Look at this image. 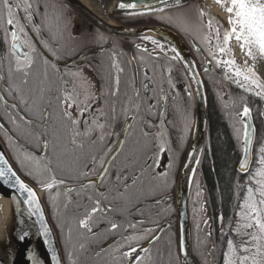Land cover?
<instances>
[{
	"label": "flooded vegetation",
	"instance_id": "1",
	"mask_svg": "<svg viewBox=\"0 0 264 264\" xmlns=\"http://www.w3.org/2000/svg\"><path fill=\"white\" fill-rule=\"evenodd\" d=\"M203 7L200 0H191L182 7L166 8L163 14L112 17L125 27L158 26L171 30L182 40L195 62L206 91L207 120L199 163L195 167L186 198L187 213L191 232L195 201L201 199V203L205 205L207 233L213 237L216 232L224 235L225 213L222 194L218 197L221 201L217 213L206 200L211 199L205 174L208 154L212 150L210 119L212 111L218 113L220 107L225 109L233 105L234 113H238L239 100L238 87L233 81L224 79L225 76L217 70L215 61L209 55L210 49L215 45V37H211L213 41L211 47H208L209 40L205 39L211 35L204 26L209 19L221 25L222 21ZM201 10L205 12L203 24L199 16ZM32 11L34 15L31 23L24 19L27 15L25 11L16 12L17 19L25 29L24 32L17 30L22 47L20 54L16 51V55H12L11 35L10 33L5 35L4 32V28L8 26L6 23L0 24V59L9 58L13 61L12 75H15L16 80L20 79L16 75L22 74L15 71L16 58L20 57L23 60L24 54L30 51L24 43L25 40L30 39L36 46V51L30 53L35 63L27 77L28 83H23L25 77L21 79L24 87L20 88L19 85L13 84L8 91L0 72L1 94L9 103L16 105L18 112L32 123H24L13 108L0 101V119L3 121L4 114L13 121L10 129L5 125L8 132L0 127V135L9 138L14 150H22L25 154L41 159V180L51 174L58 181H65L63 185L54 186L52 190L44 189L42 183L39 186L42 188L41 198L55 231L63 263L130 264L132 256L124 257L122 254L129 251L130 247L145 244L162 229L159 238L147 247L149 251L139 254L144 257L143 264H157L156 259L159 257L163 260L161 264H175L169 259L167 252L174 247L177 250L176 188L191 144L195 119L193 85L187 66L180 58L172 59L174 53L164 42L161 41L166 51L159 53L157 58V53L153 51L154 46L150 41L142 39L144 35L116 37L59 0H34ZM166 17H172L173 23L167 22ZM181 21L187 32L177 26ZM33 24L41 29L42 38L37 37ZM223 29L222 27L221 30ZM53 34L57 35L55 41L52 39ZM98 35H102L104 39L97 41ZM44 40L52 44L59 55L70 58L57 61L48 53L41 55ZM45 56L50 60L49 65L44 64ZM73 60L76 62L73 63ZM113 61L116 64L115 68L112 67ZM53 62L57 64L60 73L69 69L82 72L81 78L64 77L73 81L81 100L84 99L83 93L88 88L86 82H90V92L100 97L95 107L102 108L107 115H99L93 109H89L80 117L82 121H92L94 118L99 123L107 121L110 127L104 130L105 134L113 130L122 132L127 128L122 109L125 107L130 109L127 115L135 116V119L131 121V127L119 137L123 140L122 147L106 155L109 148L115 147L117 137L106 136L101 142L99 129L85 136L83 123L78 126L81 135L77 138V144H72L73 126L62 119L61 108L56 99L64 94L63 81L51 68ZM46 69L48 81L44 78ZM34 76L38 77L34 80H39L36 87L33 81L30 83ZM117 79L119 91L116 96H112L111 92L116 89ZM145 84L148 85L147 89ZM41 88L45 89L42 100ZM101 91L104 93L103 96ZM162 95L166 96L163 102L160 99ZM22 99L27 101L28 106H33L32 111L21 103ZM149 102L155 107L150 109ZM35 104H39L40 109L47 110L46 124L36 118ZM113 105L117 116L115 121L112 120ZM72 111L74 118L79 116L75 109ZM51 115L53 121L50 122V127H47ZM233 119L237 120L236 116ZM24 126L36 135L43 134L38 149L21 144L18 140L19 135L28 131ZM47 133L50 137L56 135L59 141L54 146H49L48 143L44 154L39 156L44 141L48 139ZM161 134L163 140L167 141L163 153L158 151V145L162 142ZM93 137H96V143L92 142ZM81 144L82 147L79 146ZM102 158L108 160L105 165L108 174L103 180L99 177L102 171L99 161ZM240 159L241 156L236 159L234 165L236 173H240L238 171ZM146 161L148 167H145ZM14 166L27 179L22 171ZM45 167L50 168L51 173L45 171ZM85 172L86 175L83 174ZM117 173H123L128 177L127 189L123 180H117ZM163 173L166 175H160ZM232 183L235 197L238 187L234 180ZM97 200L106 211L93 215L90 224L92 232H88L79 227V220L91 211ZM158 200L159 204L156 203ZM139 221L143 223H138ZM112 223H116L118 228L110 231ZM149 228L155 229L154 234L144 233V229ZM128 237L138 239L129 240Z\"/></svg>",
	"mask_w": 264,
	"mask_h": 264
},
{
	"label": "snow or ice",
	"instance_id": "2",
	"mask_svg": "<svg viewBox=\"0 0 264 264\" xmlns=\"http://www.w3.org/2000/svg\"><path fill=\"white\" fill-rule=\"evenodd\" d=\"M216 3L220 5L223 11L226 13L227 19V28H224L223 31L222 25L219 22L214 23L210 18L208 23L204 25L210 32V36L205 37L211 42V37H215V45L209 51V55L215 61L217 66L223 64L227 67L228 71L231 72L234 69V82L237 83L240 88L244 92H248L249 94H254L256 96H260L264 98V82H261L257 78V74L253 67H249L247 64L248 58H251L253 61L256 60H264V0H216ZM34 0H17V2H13V0H0V24H5L8 26L4 28L5 35L10 33L11 35V50L12 55H16V50L19 47V38L17 34V30L19 32H24V27L20 24V21L17 19L16 12L18 10H23L27 13L24 17L25 20L32 22V17L34 15L33 9ZM159 5H163L164 7H160ZM175 5L177 7H182L181 0H175ZM38 7V5H37ZM169 7V0H156V3L153 4L150 0H146L145 3L140 4L136 2V0H121L118 4V8L121 10H132L130 15H149L155 13L163 14L165 8ZM143 11H139L140 9ZM47 16V13H45ZM205 15L204 11L199 12V16L201 18V24H203V17ZM59 19V17H57ZM167 22L173 23L172 17H166ZM179 20V18H178ZM177 26L181 27L182 31L187 32V29L182 26V21L178 22ZM34 30L37 32V37L42 38L40 36L41 29L36 27L33 24ZM60 29L58 28V32ZM149 31H155V29H149ZM52 39L57 40V35L53 34ZM97 41H102L104 37L102 35H98L96 37ZM144 40L150 41V43L154 46L153 51L157 53V58L159 53L165 52V46L160 40L152 39L151 37L144 36L142 37ZM235 42V45L238 46L239 50L243 53L245 57V61L243 66H238L234 59H218V56H227L230 55V49L233 46L232 42ZM29 52L24 54L23 60L20 57L16 58V68L15 71L18 73H22L25 77L23 80L24 84L28 83L27 77L30 74L31 68L35 63L33 56L30 53H34L36 51V46L32 43V41L25 40L24 42ZM139 47V46H138ZM174 55L172 57L173 60L178 59L180 53L177 51L175 47L170 49ZM147 51V49H145ZM45 53L50 54V56L54 60L66 59L70 57H62L58 54V51L52 44H50L47 40L43 41V48L41 50V55ZM75 54V53H73ZM80 59H87V57H79ZM76 61L73 60V63ZM50 60L48 56H45L44 64L49 65ZM67 67V65H66ZM79 67V66H77ZM112 67L115 68L116 64L113 61ZM193 65H189V68H192ZM51 68L54 72L59 75L63 81V95L56 97L58 101V106L61 108V117L64 120H67L73 126V138L72 144H77V138L81 135V132L78 130V126L81 123L84 124V132L83 135L89 136L92 132H95L97 129L100 130L101 134L99 135V140L103 142L106 138L116 136L117 139L115 141V147L109 148L108 153L106 155H110L115 152L117 149L122 147L123 140L119 139L121 135H123L127 128L131 127V121L135 119V116L129 117L127 115L128 109L127 107L122 109V115L124 116L125 124L127 128H125L122 132H117L115 130L109 131L106 134L104 130L110 125L107 123H99L95 118L92 121L81 120L80 117H83L85 112L89 109H93L96 114L106 116L107 114L103 112L102 108H96L95 105L99 103L100 97L94 96L90 92V82H86L88 84V88L84 91L83 96L84 99H80V93L76 91L74 83L72 80L64 79V77L71 78H81L82 72L72 71L69 69L67 72L60 73L59 68L56 63H51ZM207 71V69H205ZM193 78H195V73L192 74ZM45 81H48V72L47 69L44 73ZM225 79H229L226 75ZM171 83V82H170ZM119 80H116V89L111 92L112 96H116L118 94L119 88ZM148 85L145 84V88L147 89ZM258 89V90H257ZM41 100L43 99V93L45 91L44 88H41ZM163 91V90H161ZM104 93L101 91V96ZM191 96V93H189ZM3 99V97H0ZM161 102L166 100V96H161ZM51 101H49L50 103ZM21 103L27 105L26 100H21ZM16 107V105H13ZM29 111H32L33 106H28ZM36 111V118L41 121H46L48 117V112L46 109H40L39 104L34 105ZM155 107L151 102H149V108ZM139 105H137V110ZM72 109H75L79 116L74 118ZM113 116L112 120H117V116L115 115V105L112 108ZM251 114V109L245 104L242 111L236 114V118L239 124L242 126L243 130V151L245 153V158L241 159L238 171L239 172H247L248 163L246 159V155L249 151V145L252 143L251 140V131L249 118ZM264 114V113H262ZM23 120V117H20ZM29 124L32 121H28ZM89 124L91 127H89ZM155 127L156 125H152ZM237 133V139H239V134L241 132V127H236L235 129ZM43 135V134H41ZM161 143L158 145V151L163 153L165 151V147L167 141L163 140V134L160 136ZM183 140L184 137L182 136ZM92 142L96 143V137L92 138ZM44 148L48 147L47 140L43 143ZM82 147L83 145H79ZM191 158V157H190ZM151 159V158H150ZM93 162H95V157H93ZM0 163L4 166H0V179L4 181V183H11L14 188H17L18 191L25 195L24 204L27 205L29 215H35L40 224L41 235L45 237V243H47V237L51 235L50 229L44 221V217L40 208V205L37 200V194L33 190V188L26 185L17 175L16 173L7 166V161L4 160V157L0 155ZM102 171L99 173V177L101 180L104 179L108 174V168L105 165L108 163L107 159H101L99 161ZM158 166V161L156 162ZM199 163V161H197ZM260 167L257 169L255 173H252L249 177V181L246 182L248 184L247 193L244 197L243 203L240 204L241 212L237 215L244 221L242 227L245 229L244 232H240L237 230L236 234L238 236H247L248 239L243 240L240 247L237 249L232 240L228 241V251L225 253V264H264V146L260 148V159L258 161ZM147 161L145 162V167H148ZM88 167V166H86ZM171 167V165H169ZM188 167V165H185ZM45 171L51 173V169L45 167ZM195 171V170H193ZM86 175L87 173H83ZM166 175V173L160 174ZM117 180H123L124 187L127 189L129 184L127 183L128 177L123 173L116 174ZM252 182L255 183L256 187H252ZM42 186L46 190H52L54 186L63 185L65 183L64 180H57L51 174L41 181ZM132 183H135V179L132 180ZM71 191V189H69ZM157 204L160 201H156ZM109 211L111 209H108ZM106 210L101 207L100 201L97 200L95 202V206L91 208V211L88 212L84 218L79 220V227L82 229H86L88 232H92V228L90 226L92 217L97 212H105ZM138 223H143V221H139ZM207 223V222H205ZM118 225L116 223L111 224V230H116ZM155 229H144V233H153ZM28 236L27 232H24L19 239L24 240L25 237ZM144 237H140L142 239ZM129 240L138 239L136 237H128ZM180 252L186 254L185 243L182 240L180 244ZM149 251L148 248L144 247H130L129 251L124 252L122 255L124 257H131L133 253H136L134 259L130 261V264H143L144 257H142L139 253L144 252L147 253ZM54 252V250H53ZM29 259L32 261V264H40V261L37 259L35 255L29 256ZM52 264H59L58 257L53 254L52 256Z\"/></svg>",
	"mask_w": 264,
	"mask_h": 264
},
{
	"label": "water",
	"instance_id": "3",
	"mask_svg": "<svg viewBox=\"0 0 264 264\" xmlns=\"http://www.w3.org/2000/svg\"><path fill=\"white\" fill-rule=\"evenodd\" d=\"M68 7L74 9L79 14L83 15L91 22L95 23L97 26L105 30L106 32L116 36V37H131L137 35L151 36V34H158L160 38H156L165 44H167L170 49L175 47L180 53V60L183 64L187 66V70L192 77L193 85V94L195 100V119L193 125L192 139L191 144L187 153V157L182 165L179 179L176 188V219H177V252L181 264H198L191 252V240H190V228H189V219L187 213V195L192 180L197 161L199 160L200 153L202 150V144L204 139V133L206 129V120H207V97L205 87L202 81V78L198 72V69L195 65V62L186 48L182 40L171 30L158 27H125L117 23L112 16H136L130 15L129 13L132 10H121L118 8V4L121 0H112L111 10L107 15L106 19L98 16L94 11H92L88 6H86L81 0H59ZM191 0H181V4L184 5ZM136 2L143 4L146 0H136ZM153 4L156 3V0H150ZM202 2V1H201ZM204 5V3L202 2ZM164 7L163 5H159ZM175 0H169V7H175ZM205 6V5H204ZM166 9V8H165ZM209 9V8H208ZM210 10V9H209ZM139 11H143L141 8ZM149 29H155V31H149ZM12 44V42H11ZM22 47L20 46L16 50L20 54ZM189 65H193L192 68H189ZM193 73H195V78H193ZM262 82H264L262 80ZM0 101L3 104H6L13 108L19 117H23V122L28 123L23 115H21L17 107H13L14 104L9 103L0 92ZM264 113V105L262 106L261 114ZM264 115V114H262ZM47 120V119H46ZM46 124V121H44ZM250 131H251V140L252 143L248 146L249 151L246 155L248 169L251 166L252 162V149L253 141L255 136V127L253 124L252 116L250 114L249 118ZM0 127L8 132L7 127L0 119ZM244 137L242 135V148ZM44 146L41 148V152L38 154L42 156L45 152ZM0 155L4 157V160L7 161V166L10 167L16 175L37 194V200L40 205L44 221L50 229L51 235L47 237V243H45V237L41 235L40 224L35 215H29L27 205L24 204L25 195H22L17 188H14L11 183H4L0 179V264H32V261L29 259L30 254L35 255L40 261V264H52V256L55 254L59 259V264H64L58 245L57 237L55 231L50 223V220L47 216L44 203L42 201L41 195L35 185L30 181L25 179L19 171L14 166L10 156L0 140ZM191 157V158H190ZM245 158L244 151L242 152L241 159ZM240 159V161H241ZM238 163V168L239 164ZM194 162V163H193ZM188 165V167H185ZM0 166H4L0 163ZM245 173V172H241ZM208 210V208H207ZM162 229L148 242L141 245L140 247L147 248L151 243L155 242L160 234ZM27 232L28 236L24 240H20L19 237ZM184 241L186 254L180 252L181 241ZM139 248V247H138ZM54 250V252H53ZM136 253L132 254V261Z\"/></svg>",
	"mask_w": 264,
	"mask_h": 264
},
{
	"label": "trees",
	"instance_id": "4",
	"mask_svg": "<svg viewBox=\"0 0 264 264\" xmlns=\"http://www.w3.org/2000/svg\"><path fill=\"white\" fill-rule=\"evenodd\" d=\"M205 10L206 7H203ZM209 11V10H208ZM209 13L212 14L211 11ZM217 18V17H216ZM219 20V18H217ZM220 21V20H219ZM221 22V21H220ZM223 28H226L222 23ZM231 53V52H230ZM13 61L9 58L0 59V72L5 79L6 89L13 84L19 85L20 88L24 87L21 79L24 77L22 74L16 75L20 77L16 80L15 75H12ZM38 77L34 76L30 83L33 81V85L39 84V80H34ZM16 81H15V80ZM8 96V94H7ZM9 97V96H8ZM237 97L239 100V112L242 111L245 104L251 109V115L253 118V124L255 127V136L252 149V162L249 170L245 173H236L234 165L236 159L242 154V126L238 120H234L236 112L233 108L220 107L218 113L212 111L210 119V144L211 152L208 154L206 161L207 168L205 170L206 180L208 183V194L211 199H206L213 207L215 213L219 211V203L221 199H218L219 195H223L224 199V235L216 232L213 237H210L207 233V219L204 210L205 205L201 203V199L195 201L194 212L192 217V229L190 232L191 240V252L198 264H225V253L228 251V241L232 240L234 245L238 249L243 240L248 239L247 236H238L237 230L244 232L242 227L244 221L237 215L241 212L240 204L243 203L244 197L247 193L249 177L252 173H255L260 167L258 161L260 159V148L264 146V115L261 114L264 100L260 96L249 94L238 88ZM2 113V112H1ZM3 115V121L8 129L11 128L13 121ZM53 121V115L49 117L48 125ZM234 126V127H233ZM28 129L27 126H24ZM236 127H241L239 139H237ZM49 133V132H48ZM47 133L46 138L49 146H54L59 141L56 135H50ZM5 137V136H4ZM5 146L8 154L14 163L23 173V175L31 181L34 185H41V159L36 158L31 154H25L22 150L16 151L10 145L8 137H5ZM18 140L21 144H26L30 147L38 149L41 141V133L34 134L29 129L27 132L19 135ZM237 174V176H236ZM233 180L237 185V192L235 197L233 193ZM252 187H256L252 182ZM158 254L160 252H157ZM156 254V253H155ZM169 259L175 264H181L176 248L170 249ZM157 264L163 262L162 258L156 259ZM169 261V260H168Z\"/></svg>",
	"mask_w": 264,
	"mask_h": 264
},
{
	"label": "bare ground",
	"instance_id": "5",
	"mask_svg": "<svg viewBox=\"0 0 264 264\" xmlns=\"http://www.w3.org/2000/svg\"><path fill=\"white\" fill-rule=\"evenodd\" d=\"M81 1L86 6H88L92 11H94V13H96L98 16H100L103 19L107 18V15L109 14V12L111 10L112 0H81ZM201 1L214 14L219 16V18H221L223 20V22L226 24V26H228L227 25V19H226V13L223 11V9L220 7V5H218L216 3V0H201ZM151 37L160 38V36L158 34H151ZM232 43H233V46L231 48L233 49L234 54L244 64L245 57H244L243 53L239 50L238 46L235 45L234 41ZM247 64L249 67L254 66V70H255L256 74L259 75L262 78V80L264 81V60L258 59L256 61H253L251 58H248ZM191 80H192V77H191ZM38 191L41 194V191L40 190H38Z\"/></svg>",
	"mask_w": 264,
	"mask_h": 264
},
{
	"label": "rangeland",
	"instance_id": "6",
	"mask_svg": "<svg viewBox=\"0 0 264 264\" xmlns=\"http://www.w3.org/2000/svg\"><path fill=\"white\" fill-rule=\"evenodd\" d=\"M197 1H199V0H197ZM200 2H201V0H200ZM217 18H219L218 16H217ZM221 18H219V20H220ZM220 21H222V23L225 25V27L227 28V26H226V24L223 22V20L221 19ZM179 30V29H178ZM211 46H213V41H211L209 44H208V47H211ZM230 55H227V56H218L219 58L218 59H234L235 60V62H236V64L238 65V66H243V62L241 61V60H239L238 58H237V56L234 54V52H233V49L231 48L230 49ZM217 65V64H216ZM217 67V70L220 72V73H222L225 77H226V75L229 77V79H226V80H231V81H233V83H234V85L236 86V87H238L239 89H241L240 88V86L237 84V83H235L234 82V79H233V77H234V69H233V71H231V72H229L228 71V69H227V67L226 66H224L223 64H221L220 66H216ZM225 77H224V79H225ZM257 78L262 82V78L259 76V75H257ZM258 90V89H257ZM254 95V94H253ZM262 98V97H261ZM263 100H264V98H262ZM5 137H2L1 135H0V140L3 142V144H4V146H5ZM5 148H6V146H5ZM7 150V149H6ZM38 189H40V190H42V188L41 187H37ZM42 195V194H41Z\"/></svg>",
	"mask_w": 264,
	"mask_h": 264
}]
</instances>
